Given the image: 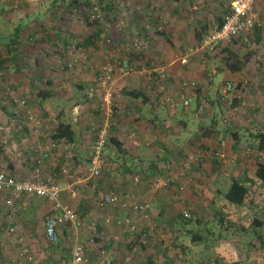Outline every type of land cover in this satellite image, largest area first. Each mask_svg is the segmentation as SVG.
<instances>
[{"label":"rangeland","instance_id":"1","mask_svg":"<svg viewBox=\"0 0 264 264\" xmlns=\"http://www.w3.org/2000/svg\"><path fill=\"white\" fill-rule=\"evenodd\" d=\"M72 1L0 0V167L4 170L8 169L12 157L28 159V157H33L31 153L34 156L36 155L35 151L31 148L23 149L24 147H30L27 140L22 144V141L19 140V143H17L11 137L14 134L20 133L30 137V134L40 135L41 133L52 131L56 124L54 117L61 108H65L68 112L67 114L70 112L71 116L81 121L80 130H84L87 139H91L92 136L94 137V129L98 127L99 122L97 119H100V115H94L92 111L97 110V108L98 112L100 111L102 90L98 85V76L103 65L110 63L114 67L113 79H115L116 74L124 75V77L128 76L129 74L126 73V70L133 63L136 67L140 68L138 69L139 71H143L145 64L153 68L164 66L158 65L161 62L160 59L152 58L150 61H145L144 56L151 51L154 55H157L159 52L160 44H155L157 45L155 47L154 44L149 43L153 38H158L163 43L165 42V38L160 39L158 32L163 30L169 31L171 21H173L171 15L168 17L169 10L166 7H195L194 19L186 20V17L189 18L188 14H183L181 19L183 24L180 26L182 28L180 29V33L187 38L189 37V39L181 41L182 45H178L176 48V45L172 41L171 45L165 43L163 45L171 46L174 49L180 48L176 54L181 56L191 52V50L193 51L192 53L196 52V48L199 46L194 37V29L197 28L196 32L203 33L202 37L204 38L206 32L209 30V27L207 28L206 26L213 24L214 18L219 17L218 15H224L225 9H228L231 5V0H101V2L99 0H92L93 7L82 8L91 15L92 13H99L102 18L99 24L100 26L102 24L107 31H104L103 38H95L92 43H86L84 39L94 35L96 30L92 25H89L82 13L67 5L68 2ZM109 2L112 4L110 9L108 8ZM253 7L258 23L263 28L261 31L244 33L245 39L243 37L241 41L245 44L241 48L242 52L248 49L257 52V55L251 59L249 64L251 72L249 75L250 80L245 79L244 82V86L247 89L243 88L239 91L235 89L232 92V103H224L219 99L220 89L226 81L234 84L235 80L227 78V80L223 81V75L221 74L215 75L214 79L212 76L207 75L208 79L211 80L212 78L214 86L218 85L219 81H223L220 89L217 90V98L224 104L220 103L217 105L221 130H224L225 125L231 121L232 123L228 127H232L234 130L237 129L245 140L249 130L264 127V92L256 88L260 87L262 80L264 81V45L263 43L258 44L254 39L258 34L263 39L264 17L263 19L261 18L259 10H255V7H264V0H255ZM203 15L206 18H202ZM19 25L27 27L28 30L23 28V34L20 40L17 41L19 43L16 42L14 44V51L9 52L7 51V44L15 39L13 34ZM38 25H41L43 28H46V25L50 28L52 26V28L56 29L57 31H54V34L58 33L57 40L35 43L29 29H33ZM202 27L207 28V31H203ZM51 32L53 33L52 30ZM38 36L41 37L42 34L38 33L36 37ZM132 39L140 41L144 45L143 52L139 54L141 55V59L138 60L141 62L140 64L136 60H133V63H129L128 57L130 55V41ZM187 40L192 43H188ZM77 43H80L79 47L75 46ZM220 52L221 49L219 48L215 54H208L209 62H214L216 65L214 69L217 70L221 69L219 61ZM178 56L177 58H179ZM258 60L262 61L263 64L259 65ZM69 63H72L71 67L68 66ZM65 64L67 67H65ZM210 74L212 73L210 72ZM34 77L42 81L48 80L52 83L49 88L54 96L43 108L37 105L40 101L37 97L38 89L33 86L34 83L31 84L30 82L33 81ZM94 78L97 82V90H95ZM82 81H86L89 84L86 90L78 88L79 85L83 86ZM251 81L255 82L254 86L250 85ZM247 82L248 84H246ZM188 86H191L189 89L194 90L196 84H192L189 80L183 82V92L185 87L188 89ZM116 87L117 85L113 84L112 93L114 95ZM86 91L89 92L87 94L88 100H86ZM235 94H240L241 97L237 98V104L233 105ZM214 96L215 93L213 92L212 99L215 100ZM89 99L91 101L87 103ZM192 106H194V102H191L190 107ZM75 107L77 111L73 114ZM29 115L38 122V125H35V121L33 122L27 118ZM251 120L255 122L251 123ZM189 126L196 127L197 125L194 121L190 120ZM84 139L85 141L82 146H78L76 153L79 158V165L66 164L68 155L65 156L63 160L65 163L63 162V164L67 169V173L72 176L71 178L67 177V179L70 181V187L74 189V194L67 192V204L79 214V209L88 203L90 208L86 214L81 216V219L85 218L84 220H86V217H94L95 213L100 210L97 208V200L95 198L98 191L113 193L125 199L126 196L134 198L135 194H132V190L137 183L134 182L133 177L136 176V173L139 174L137 170H141V167L133 170L126 169L127 165L119 167L118 165L123 159L117 158L112 149L106 150L105 145L102 149V155L105 160L102 176L100 179L89 178L86 169L83 170V168L86 166L87 159L89 160L93 145H85L86 138L84 137ZM5 144H9L10 146L5 148ZM244 144L246 147L244 152L230 155L225 153V150L219 149L214 151V154L220 159L221 163L226 165H233L241 156L254 158L251 146L248 143ZM23 155L26 156L24 157ZM201 155L186 154L180 157L179 161H176L178 164L171 163L175 171L172 173L169 171L158 173L159 175L157 176H162V179L167 180V184L160 189L168 190L172 187V193L174 191L176 196L174 202H167L163 205L165 212L162 217L154 214L151 207L147 223L144 221L145 226H142L143 224L141 223L143 216L136 215L135 221H131L130 223L132 224L133 222V224H137L138 229L144 228L143 230L146 231V235L144 233V236L141 237L142 245L136 249H129L125 244L117 250H113L111 247L107 248L113 264L118 259L128 261L129 264H212L214 262L213 260H209L207 263H204L206 259L205 255L213 254L209 249L213 250L219 238L227 237L228 233L224 231L222 225L227 223L228 217L231 218L237 211L242 212L243 210L227 205L220 197H217L216 201H212L210 210L209 205H207V209L205 208L206 202L190 203L188 200V195L192 192L190 176L197 173H192V170L198 166L197 163L200 162ZM173 166H170V169ZM71 167L75 170L71 169ZM143 169L142 167V172ZM155 173L151 172L152 175ZM130 181L134 184V187L131 188L132 190H130ZM257 186L255 188L252 187L248 193L247 201H250L249 207L256 208L264 205V186ZM158 190L153 192L152 190L146 191L145 189L144 193L140 190L139 194L135 197L138 196L137 199H144L147 198L146 193H155ZM198 190H200L201 198L205 200L213 193V189L211 188ZM251 199L254 202H251ZM37 201L40 203L39 200ZM161 206L162 204L160 205L159 203V208ZM109 211H111L109 206L101 210V212L105 213ZM119 212H124L123 216H125L128 213L131 215L133 211L126 208ZM248 212L247 210L246 213ZM15 215H17V211ZM182 216L184 219H182ZM219 217H223L222 225L218 222ZM11 220H6V226H10ZM1 221L0 218V223ZM15 224L14 222L11 225ZM182 228H193V232L177 235V231ZM194 232L200 234L203 241L192 242ZM4 235L9 237L7 234ZM129 235L125 236L128 244L132 238ZM85 241H87L86 238ZM191 242V246L189 245L190 249H187V244ZM54 248L53 244L50 245L48 243L44 248V255L52 258ZM39 255L41 258L42 252ZM39 255L36 254V257L38 258ZM50 260L45 259L43 262L39 260V264L67 263L65 259H58L55 263H52ZM2 263L4 261L2 253H0V264Z\"/></svg>","mask_w":264,"mask_h":264},{"label":"crops","instance_id":"2","mask_svg":"<svg viewBox=\"0 0 264 264\" xmlns=\"http://www.w3.org/2000/svg\"><path fill=\"white\" fill-rule=\"evenodd\" d=\"M194 8L195 7H166V9L169 10V14L167 15L168 17L171 15L173 17V21H171V28L169 31L165 30V35L160 36V39L165 38V44L171 45L172 41L176 45V48L178 45H182L181 41L189 39V37L187 38L182 33H180V29H182L180 26L183 24L181 19L183 14L189 15V18H185L186 20L194 19ZM167 10L165 11L167 12ZM255 10H259L261 18L263 19L264 7H255ZM215 16H217V14H215ZM218 16L222 17L223 14ZM219 17L214 18L213 24L206 26L207 28L209 27L208 31L206 30L207 28L202 27L203 31H207L206 35L210 31L217 29ZM202 18H206V16L203 15ZM194 27H196V25H194ZM196 29H194V37L197 34ZM254 31L257 30L253 29V31L251 30V33ZM198 34L201 37L203 36V33L198 32ZM243 37L245 39V35H243L241 37H237V39H234V41L226 43L231 45L235 50L239 51V48H243L245 45L241 42ZM187 42L192 43L188 40ZM149 43L152 45L154 44L155 47L157 46L155 44H160L159 52L157 55H154L152 51L146 53L144 56L145 61H150L152 58L160 59L161 62L158 65L166 66L167 78L164 80L165 85L163 96L161 97V95H158L157 100L150 104L152 101H149V103L144 102V100L141 98L125 96L122 92L123 89L135 91L141 90L148 94V84L152 85L153 89L156 88L155 84H157L158 81L156 73H153L151 75L152 79H150L148 78V74L145 73L143 69V71H133L126 77H124V75L116 74L114 79V84L115 86L117 85L114 95V101L115 104H117V108L127 105L131 107L132 105L135 111L126 117L116 115L115 119L113 120L112 134L115 136V138L123 143V147L127 151L126 169H137V167L134 168L137 165H141V170L142 167L144 168L143 172H141L142 176L140 178L142 179L140 183L134 185L132 181H130V190H132L131 188L135 186L132 190V194H135V196L139 194L140 190L143 191V193L145 189L146 191H150L149 186L153 180L158 177V173L164 171H169L172 173L175 171L173 164H178L176 161H179L180 157H183L189 153L197 155L202 154V157L199 160L200 162L197 163L198 166H196V168L194 167L192 170V173H197L190 176L192 192L189 193L188 200L190 203L206 202L205 208L207 209V205H209L210 210L212 201H216L217 197L223 199V192L229 187L233 179H240L244 174H247L248 177H251V173L256 162L255 157L241 156L240 159L233 165H226L221 163L218 157L212 155L214 151L219 149L225 150V153L230 155L233 153H241L242 151L244 152L246 150L244 143H248L251 146L252 141L249 136H246L247 138L245 140L243 135L237 129L234 130V128L228 127V125L232 123L231 121L229 124L225 125L226 127L224 130H221V121L217 109V105L221 103L217 98V90L220 89V85H222L221 83L225 79L227 80V78H232L235 80L234 84L237 83L238 86H240L238 90H240V88L247 89V87L239 82L249 79V75L251 74L250 67L248 66L244 72L238 74H231L227 70L223 69H214V66L216 65L214 62H209L210 60L208 58V54L203 53V51L194 52L188 57L187 63L182 64L178 60V55L176 54L177 50L180 48L174 49L171 46H163L164 43L161 40H158V38H153ZM257 43H263L264 45V35L263 39ZM224 45H222V47H224ZM137 63L140 64L141 62L138 61ZM150 68L153 69V67ZM210 72L212 74H210ZM217 74L223 75V81H219V83H217L218 85L214 86L212 83V78L214 79V76ZM207 75L212 76L211 80L207 78ZM93 80L96 86L95 90H97L96 79L94 78ZM184 80H189L192 82V84H196L194 90L189 89L191 86H188V89L187 87L184 89L186 97L189 98V104L187 106H184L179 97V92L181 88H183V82H185ZM82 82L83 86L81 87V85H79L78 88L86 90L89 84L86 81ZM35 83H37V81ZM254 83V81H251L250 85L252 84L254 86ZM260 84L262 86L260 85L259 88H256L264 92V81L262 80ZM213 92L215 93V100L212 99ZM88 93L89 92L86 91V100H88ZM166 96H169L172 102L166 104L163 98ZM239 97H241V95L237 94V98ZM90 101L91 99H89L87 103ZM191 102H194V106L192 107H190ZM221 104L224 105L223 103ZM37 105L41 107L39 103ZM76 111L77 108L75 107L73 109V114H75ZM92 112L94 115H98V108ZM68 117H70L71 123L73 125L76 141L74 143H57L56 147L51 149L49 155L43 159V164L40 167L42 180H54L58 182L59 186L61 187L60 199L65 205H69L67 204V192L74 194V189L73 187H70V181L67 179V177L71 178L72 176L69 173H63V170L67 171L64 165L61 166V170H59L57 166L59 163H65L63 160L67 155L68 160L66 161V164L71 163L73 166L75 164L79 165V158L76 154L78 151V146H82L83 142L85 141L84 137L86 138L85 145L87 146L90 144L93 145L96 139L95 130L94 137L92 136L91 139H87V135L84 134V130H80V125H82L81 121L74 116H71L70 112ZM190 120L194 121L197 126L190 127ZM54 121L55 123L57 122L56 116L54 117ZM97 121L99 122V119H97ZM132 133L133 135L131 136ZM233 133H237V136L233 135ZM51 136L52 132L48 131L41 133L40 135L30 134V137H28L26 134L23 135L22 133L14 134L11 138L12 140L15 139L17 143H19V140L22 141V144H24V141L27 140V143H29L30 147H24L23 149L25 150V148H31L35 151L36 156H38L41 151L47 149V146L50 145L51 142H55L52 140ZM105 145L106 150L110 148L116 155V150L113 145L108 143ZM7 146L10 145H4L5 148ZM76 148L77 150L75 151ZM253 154L254 155L252 156H256L254 152ZM31 155L33 157H28L29 160L23 157H12L6 172L16 179L29 178L33 170V158H35L32 153ZM23 156L25 157L26 155ZM87 162L83 170H85L88 166L89 160H87ZM167 163H169V165H167ZM170 166L173 167L170 169ZM71 169H73V167H71ZM151 172L156 173L152 175ZM247 185L250 191L252 187H258L257 185L260 184L258 182L253 183L248 181ZM202 188L213 189V193L210 194L206 200L202 199L200 196V190L198 189ZM146 194L148 195H146V197L148 199L150 198L149 201L151 200L150 203H152L150 204L149 210H151L152 207L153 213L158 217H162L164 215L165 211L163 205L167 202H174V198L176 197L174 191L172 193V187L168 190L159 189L155 193L149 192ZM135 196L134 198L131 197V199H128V201L130 203L138 200L141 201V199H137L138 196ZM120 199L121 203H126L125 198L121 197ZM37 200H39L40 203ZM247 200L248 199H246V203L242 207L230 205L224 201L227 205L234 206L243 211H237V213H235L231 218L228 217L229 219L227 220V223L222 225L224 231L228 233L227 237L219 238V241L216 243L217 245L213 248V250L208 248L213 252V254L205 255L206 259L204 263H207L209 260L214 261V259L219 258L226 264H264V205H260L256 208L249 207L250 201ZM159 203L160 205L162 204L161 208H159ZM96 204L97 208L100 210L95 213L94 217H86V220H84L85 218L82 219L84 227L81 228L78 233V240L82 243L84 242L83 245L86 246V255L89 260L94 261L96 259L98 253L97 250L99 248L111 247L113 250H117L118 248H121L123 244H125L129 249H136L137 247L140 248L141 245L138 244V242H136V244L133 241L131 244H128L127 240H125V236L130 234L131 237H135V235L140 232L141 237H143L144 233L146 232L143 230L144 228L138 229L137 224L134 223L137 226L136 227L132 222V224L135 226V230L130 231L128 224L124 223L122 225H118L117 223L119 220L123 221L127 218H131L129 219L130 222L135 221L136 215L139 216L140 214L131 212V215L128 213V215L123 216L124 212L119 211H123V209L126 208L121 207H118L117 209L116 207H109L111 208V211L105 213L101 212V210H104L106 207L100 208L98 207L97 202ZM6 208L7 207L4 204L3 197L0 196V218L2 220L0 223V253H2L4 261L2 264H18L16 263L18 259L20 264H28L24 256L21 254V249L23 248H26L38 260V264L39 260L40 262H43L45 259H51L50 261L52 263H55L58 259H65L66 262L69 260L74 240V231L69 227L63 228L59 231V240L58 243L54 245V255H52V258H49L48 256L46 257L44 255L45 246L48 245V243L52 245L46 239L43 224L45 215L51 209L50 203L36 196L22 197L15 203V208H17L15 209V212L17 211V215L14 214L11 217H9V210ZM85 208L89 209L90 205L86 203ZM117 210L118 212L116 213ZM247 210L249 211L248 213H246ZM254 218H258L263 222L262 226L258 229L253 228L252 224L255 223L253 222ZM6 220H11L9 223L10 226L17 228L14 233L9 234L7 232V228L9 226H6ZM92 220H95L98 223L99 229L102 231L100 238H98L94 243L89 242L90 231H88L86 228V224ZM147 220L148 216L142 217V226H145L144 221L147 223ZM14 222L16 224L11 225ZM192 229L193 228H182L177 231V235L187 234L189 231L193 232ZM2 232L7 234L9 237L2 234ZM4 236L6 237L4 238ZM85 238L87 241H85ZM201 241H203V239H201ZM191 244L192 242L187 244L186 248L190 249ZM41 252L42 259L39 255ZM36 254L39 255L38 258L36 257ZM114 264H129V262L118 259L117 261H114Z\"/></svg>","mask_w":264,"mask_h":264},{"label":"built area","instance_id":"3","mask_svg":"<svg viewBox=\"0 0 264 264\" xmlns=\"http://www.w3.org/2000/svg\"><path fill=\"white\" fill-rule=\"evenodd\" d=\"M254 1L255 0H231L230 12L225 15L223 23L217 29H214L207 33L205 37L200 42L199 46L196 48V51H203V53L211 54L216 51L219 45L231 38H236L244 33H247L253 29L255 25H260L254 12ZM97 19L98 22H101L102 18L99 13L93 14L92 18ZM104 36V32L101 34V37ZM131 46L140 51L143 48V43L132 39L130 41ZM186 53L185 55L179 56L178 60L182 64H186L188 61V56L192 53ZM69 67L72 66V63L68 64ZM135 71L133 68L126 70V73H131ZM145 73L148 74V78L151 79V74L156 72L159 76L157 82L160 83L161 79L165 76L166 68L165 66H158L156 68L144 69ZM214 71V70H213ZM114 67L110 63L103 65L101 72L98 76V85L102 90L101 93V102H100V112L103 115L102 124L98 128L96 133V140L92 147L91 159L86 168L87 176L91 177H100L104 166L105 160L102 155V149L106 144L108 130L112 124V118L114 115V107L116 104L113 101L112 88L114 84L113 79ZM161 86V85H160ZM159 86V89L162 87ZM235 84L226 81L220 89L219 99L224 103H232V92L234 91ZM183 100V104H189V101L183 96L180 97ZM169 101V98L166 99ZM28 119L35 121L34 118L29 115ZM35 125H38L37 121L34 122ZM41 123V122H39ZM133 133L131 134V136ZM56 147L55 142H51L47 146V149H44L39 154L38 159L36 160L37 166L32 171V174L29 178L25 179H16L10 175L6 170L0 167V195L3 197L4 204L9 210V217L15 214V203L22 197H40L46 200L51 205V209L44 217V231L46 239L53 245L58 243L59 237L58 233L61 229L69 227L74 231V240L71 249V256L66 264H113L112 259L109 257V252L106 248H99L97 251V257L94 261H90L86 255L85 245L78 240V233L81 228L84 227L82 219L79 217L78 213L72 207L65 205L60 199L61 187L57 181H44L42 180L40 167L42 161L45 157L49 155L51 149ZM63 173L68 174L66 170H63ZM135 183H140L141 178L139 175L133 177ZM167 184L166 179L155 178L150 184V190L153 192L157 189L162 188ZM96 200L98 205L103 207H121V208H130L131 211L136 214H140L144 217L148 216L150 209V201L147 198L134 201L130 203L128 199L131 197L126 196V203H121V197L113 193H104L101 191L97 192ZM128 208V209H129ZM185 216H188L185 214ZM118 225L128 224L130 231L135 230V226L130 223L129 219H124L123 221H118ZM86 228L90 231L89 242L94 243L98 238H100L102 231L99 229L98 223L95 220H92L86 224ZM16 228L9 226L7 232L14 233ZM21 254L24 256L28 264H38L36 258L26 249H21ZM16 263L20 264L19 259ZM212 264H226L223 260H217Z\"/></svg>","mask_w":264,"mask_h":264},{"label":"trees","instance_id":"4","mask_svg":"<svg viewBox=\"0 0 264 264\" xmlns=\"http://www.w3.org/2000/svg\"><path fill=\"white\" fill-rule=\"evenodd\" d=\"M92 2H93L92 0H73L70 3L69 2L67 3V5L69 7L75 8L77 11L82 13V15L85 16L86 21L89 23V25H92V27H94L95 30H96L94 35L84 39V42H86V43H92L95 38L96 39L100 38L101 34L104 31H107L102 24L100 26V24H99L100 22H98L97 19H95L94 17L93 18L91 17L93 15V13L91 15V14L85 12L86 10H84L82 8V7H86V8L93 7L92 6ZM99 2H101V0H99ZM111 7H112V4L109 2L108 8L110 9ZM229 12H230V7H228V9H225L224 15L222 17H219V22H218L217 28H219L221 26V24L223 23L225 15L228 14ZM40 26L41 25H38L37 27H35L33 29H29V31L31 32V36L33 37L35 43H38V42H41V41H47V40H53V41L57 40L58 33L54 34V31L55 32L57 31L56 29L52 28V26L50 28L47 25L45 26L46 28H43L42 26L41 27ZM260 26L261 25H255L253 27V29H256L257 31H261L263 27H260ZM23 28L28 30L27 27H23L22 25L17 26V28L15 29L14 34H13V37L15 39L12 40L11 43L7 44V48H8L7 51H9V52H13L14 51V48H15L14 44L18 40H20V37L23 34ZM51 30L53 31V33L51 32ZM143 31H145V30L143 29ZM38 33L42 34V36L41 37H39V36L36 37V35ZM158 34L160 36H162V35H165V32L163 30V31L158 32ZM101 38H103V37H101ZM195 38H196L197 44H200L201 36L198 34V32H197ZM234 39H237V37L236 38H231V39H229L227 41L222 42L219 45V47L216 49L214 54L220 48L221 49V52H220L221 56H220L219 61H220L221 69L227 70L231 74H238V73L244 72L248 68L251 59L254 58L255 55H257V52L253 51L251 49H248L245 52H242L241 51V47L239 48V51L235 50L231 45L226 43V42L234 41ZM261 39H262V37H260V35L258 34L256 36V38H255V41L259 42ZM17 43H19V42H17ZM222 45H224V47H222ZM75 46L79 47L80 43H77V45H75ZM143 48H142V50H143ZM142 50L137 51L131 46V50L129 51L130 55L128 57V59L130 60L129 63H131L133 60H136V61L140 60L141 59V55H139V54L143 52ZM258 63H259V65L263 64V62L259 61V60H258ZM65 67H67L66 64H65ZM130 67L133 68L135 71L140 69L138 66L136 67L134 65V63H133L132 66H129L128 69ZM143 69H151V68L149 67V65H146ZM153 73H156V72H153ZM128 74H130V73H128ZM156 75H157L158 80H159V76H158L157 73H156ZM166 76H167V73H165V76L161 79L162 82H160L158 84H155L156 85L155 89L152 88V85L148 84V86H147L148 94L143 92V91H141V90L135 91V90L123 89L122 92H123V94L125 96H131V97H134V98H141L142 100H144V102H148L149 103V101H152V102H150V104H152L153 101L157 100L158 95H161V97L163 96L164 85H165L164 80H165V78H167ZM151 79H152V77H151ZM32 80L34 82L33 81H30V82H31V84L34 83L33 86H35L38 89L37 97L40 100L39 104H40L41 108H43L45 106V103L47 104L49 102V100L54 96L52 91L49 88V86H51L52 83L50 81H48V80L42 81L40 79H37V77H34ZM36 81H37V83L35 84ZM244 82H245V80L243 82H239V83H242V85H244ZM246 84H248V82ZM159 86L162 87V89H159ZM239 87L240 86H238V84L236 83L234 90L236 89L237 91H239L238 90ZM240 90H242V89L240 88ZM180 96H183V98H185L187 100L189 99L188 97H186L185 92H183V88H181V90L179 92V97ZM163 98H164V102H166V104L172 102L171 98L169 96H166V97H163ZM167 98H169V101L166 100ZM180 100L183 102V100L181 98H180ZM113 101H114V94H113ZM236 101H237V95L234 96L233 105L237 104ZM114 103H115V101H114ZM133 111H135V109H134V107L132 105H131V107L129 105L124 106V107H120V108H117V106L114 107V115H113V118H112V124H111V126H110V128L108 130V136H107L108 138L106 140V144L108 143V144L113 145L115 147V150H116V157L120 158V159H123L121 161V163L118 165L119 167H121V166L123 167V165L124 166L126 165V162H127V159H126L127 151L123 147V143L121 141H119L117 138H115V136L112 134V131H113V129H112L113 120L115 119L116 115H121L123 117H126L127 115H131L133 113ZM67 113L68 112H67V110L65 108H61L58 111V115H56L57 122H56L54 128L51 131L52 132L51 138H52V140L55 141L56 144L59 143V142L74 143L76 141L75 131L73 129V125L71 123L70 117H68ZM98 114L100 115V119H99L98 127H96L94 129L96 133H97L98 128L102 124V118H103V115L101 114L100 111L98 112ZM13 116H14V114H13ZM250 122L253 123V121H250ZM248 132H249L248 136L251 138V141H252V143H251L252 152H254L256 154V156H255L256 162L254 164V168H253V171L251 173V177L250 176L248 177L247 174H244L242 176V178H240V179H233L231 184L229 185V187L223 192V200L227 204L234 205V206H239V207L244 206L245 203H246V199L248 198V193H249V188H248V185H247L248 181L249 182H253V183H255V182L257 183L258 182L260 184V186L264 185V127H258V128L254 129V130H249ZM236 134L237 133H233V135L237 136ZM95 136H96V134H95ZM212 155L216 156L214 153ZM38 157H39V155L38 156L35 155V158H33V161H34L33 170L37 166L36 160L38 159ZM90 159H91V155L89 157V161H90ZM62 165H64V164L63 163H59L57 168L59 170H61V166ZM140 166L141 165H137L134 168L137 167V169H138V167H140ZM125 168H127V167H125ZM125 168H124V170H125ZM137 171L139 172V174L136 173V175H140V177H141L142 176V174H141L142 170H137ZM101 176H102V174H101ZM101 176L100 177H94V178L91 177V178L92 179H100ZM160 177L161 176H158L157 178H160ZM251 202H254V201L251 199ZM87 210H88V208L86 209L85 206H82L79 209V214H78L79 217L81 218V216L86 214ZM182 219H184L183 216H182ZM198 222H200V221H198ZM218 222H220V224L222 225L223 218L219 217ZM253 222H255L254 224H252L254 229H258L263 224V222L260 219H258V218H254ZM189 232H191V231H189ZM201 239H202V237H201L200 234L195 233V232L193 233L192 242H200ZM133 241H134V243L138 242V244L142 245V238H141L140 232L137 233L135 235V237L131 238V240L129 241V244H131ZM217 260H220V259L216 258V259H214V262L217 261ZM214 262H212V263H214Z\"/></svg>","mask_w":264,"mask_h":264}]
</instances>
